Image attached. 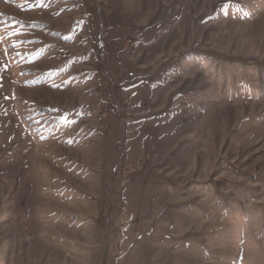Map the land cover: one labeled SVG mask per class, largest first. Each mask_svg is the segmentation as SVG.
<instances>
[{
	"label": "rangeland",
	"instance_id": "1",
	"mask_svg": "<svg viewBox=\"0 0 264 264\" xmlns=\"http://www.w3.org/2000/svg\"><path fill=\"white\" fill-rule=\"evenodd\" d=\"M0 264H264V0H0Z\"/></svg>",
	"mask_w": 264,
	"mask_h": 264
}]
</instances>
